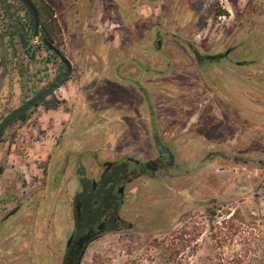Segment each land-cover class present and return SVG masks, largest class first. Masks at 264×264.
<instances>
[{"label": "rangeland", "instance_id": "obj_1", "mask_svg": "<svg viewBox=\"0 0 264 264\" xmlns=\"http://www.w3.org/2000/svg\"><path fill=\"white\" fill-rule=\"evenodd\" d=\"M33 1L73 70L0 143L7 173L45 197L37 213L66 214L75 164L95 178L124 155L153 159V133L180 166L130 183L121 212L132 228L92 243L80 264H264V0H141L132 26L121 14L119 26L95 21L97 0ZM118 1L130 16L133 0ZM5 22L0 118L60 69L27 35L29 51L3 35ZM117 28L125 36L112 41ZM188 43L201 55L231 53L200 62Z\"/></svg>", "mask_w": 264, "mask_h": 264}, {"label": "flooded vegetation", "instance_id": "obj_2", "mask_svg": "<svg viewBox=\"0 0 264 264\" xmlns=\"http://www.w3.org/2000/svg\"><path fill=\"white\" fill-rule=\"evenodd\" d=\"M31 2L38 13L36 32L34 31L33 15L21 0L0 1L3 11V14L0 13V15L6 16L9 21V23L5 22L9 31L3 35L13 37L16 34L22 47L29 51L27 35L32 41L38 42L37 48H42L58 60L60 69L46 83L32 89L21 102L4 113L0 118V122L6 115L23 105L39 91L55 85L64 76L62 82L48 95L54 93L70 78L73 72L70 60L55 44L53 38L45 37L42 34L39 9L33 0ZM0 38H3L2 34H0ZM45 40L50 41L59 53L49 49ZM230 53L231 50L227 49L215 54L201 55L199 53V56H195L193 53V55L200 62H220L228 58ZM26 55L30 59L33 58L31 51ZM16 60L14 57L10 72L14 73L16 71ZM0 62L2 64L7 63L3 54ZM2 67H5V65H2ZM48 95L12 120L2 131L0 143L4 141L6 131L25 121L28 114L41 104ZM155 136L159 137L158 134L153 133V142ZM162 142L165 145L161 149H157L154 142L156 154L153 159L141 160L124 155L117 160L104 162L95 178L86 176L84 170L78 164H75L74 176L76 182L69 199V210L65 212V215H57L58 210L55 209L45 215H39L35 206L37 203L40 206L41 204L44 205L45 197H37L35 192L29 195L28 181L25 183L21 180V183H17L15 177L7 173V168L0 164V225L7 223V226H3V230H0V258L5 256V264H44L45 258H47L46 264H72L70 256L77 250L85 248L86 251L91 243L107 234L119 233L123 229H131L132 224L127 223L121 212L125 201L131 195L130 189L127 188L130 183L141 177H152L159 170L169 176L180 174V166L175 161L174 154L163 140ZM57 143L56 141V145ZM12 156V153L7 155L10 158ZM11 161L13 162V160ZM65 163L67 162L64 161L62 165H58V169L54 171L50 179L52 186L57 184L61 174L65 172ZM16 167L17 163L15 167L11 166L10 169L13 170ZM172 170L173 172H171ZM61 218L65 221L64 225L60 222ZM57 252L62 253L60 254L61 257H56ZM80 262L81 259L79 264Z\"/></svg>", "mask_w": 264, "mask_h": 264}, {"label": "crops", "instance_id": "obj_3", "mask_svg": "<svg viewBox=\"0 0 264 264\" xmlns=\"http://www.w3.org/2000/svg\"><path fill=\"white\" fill-rule=\"evenodd\" d=\"M90 5H91V10L94 13L93 19L95 21H98L102 25H110V26L117 25V26H119L120 25L119 23H121V22L119 20H116V16L121 14L120 17L124 16L126 19H128V22H122V26H124V25L132 26L135 22V17L139 18L141 16V13L145 12L144 9H141L142 8L141 0H133L132 3L130 2L129 8H128V10L130 11V16L129 15L127 16L125 13L126 12L125 11L126 6L122 7V5L119 3L118 0H97L96 3H91ZM126 10H127V8H126ZM113 31H114L113 32L114 34H112L113 35L112 41L119 40V38H123L125 36L124 28L113 29ZM108 32H109L108 34L111 33V31H108ZM134 36H135V34H133V40H135ZM113 46L117 48L116 45H113ZM3 226L6 227L7 223L1 224L0 230L1 229L3 230ZM100 239H98V240H100ZM96 241H94V242H96ZM89 246H88V248H89Z\"/></svg>", "mask_w": 264, "mask_h": 264}, {"label": "water", "instance_id": "obj_4", "mask_svg": "<svg viewBox=\"0 0 264 264\" xmlns=\"http://www.w3.org/2000/svg\"><path fill=\"white\" fill-rule=\"evenodd\" d=\"M23 4H25L28 9L31 11L33 15V20H34V31L36 32L38 28V13L31 2V0H21ZM46 45L49 47V49L53 50L56 53H59L58 50L52 45L50 41L45 40ZM66 61V60H65ZM64 79V76H62L55 85L49 86L46 89H43L39 91L36 95H34L32 98L27 100L23 105L19 106L18 108L14 109L12 112H10L8 115H6L2 121L0 122V136L2 134V131L4 130L5 127L8 126V124L16 119L18 116L22 115L28 108L39 102L42 98H44L46 95L51 93Z\"/></svg>", "mask_w": 264, "mask_h": 264}, {"label": "trees", "instance_id": "obj_5", "mask_svg": "<svg viewBox=\"0 0 264 264\" xmlns=\"http://www.w3.org/2000/svg\"><path fill=\"white\" fill-rule=\"evenodd\" d=\"M45 7L48 9V10H51V7L49 5H47L45 3ZM42 34L45 36V37H48V38H51L52 37V31H49L47 29V27L44 25V27L42 28ZM188 46L190 47V49L192 50V52L194 53L195 56H199V52L198 50L190 43H188ZM154 142H155V145H156V148L157 149H161L163 147V145H165L162 140L159 138V137H154ZM233 215V214H230V216ZM85 251V248H82V249H79L77 250V252H74V254H72L70 256V261L72 262V264H79V261L81 259V256L83 255Z\"/></svg>", "mask_w": 264, "mask_h": 264}]
</instances>
